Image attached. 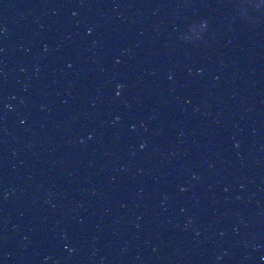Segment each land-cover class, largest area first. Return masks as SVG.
<instances>
[{"label": "water", "instance_id": "water-1", "mask_svg": "<svg viewBox=\"0 0 264 264\" xmlns=\"http://www.w3.org/2000/svg\"><path fill=\"white\" fill-rule=\"evenodd\" d=\"M0 264H37L27 129L12 0H0Z\"/></svg>", "mask_w": 264, "mask_h": 264}, {"label": "clouds", "instance_id": "clouds-1", "mask_svg": "<svg viewBox=\"0 0 264 264\" xmlns=\"http://www.w3.org/2000/svg\"><path fill=\"white\" fill-rule=\"evenodd\" d=\"M262 3H264V0H261Z\"/></svg>", "mask_w": 264, "mask_h": 264}]
</instances>
